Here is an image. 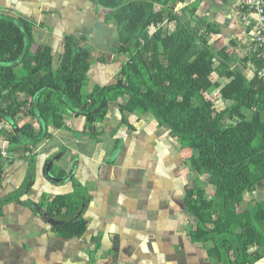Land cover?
<instances>
[{
    "label": "trees",
    "instance_id": "trees-1",
    "mask_svg": "<svg viewBox=\"0 0 264 264\" xmlns=\"http://www.w3.org/2000/svg\"><path fill=\"white\" fill-rule=\"evenodd\" d=\"M89 1L104 8L117 27L114 54L122 61L105 84L89 86L92 47L84 35L65 36L56 58L47 45L33 51L30 21L0 16V136L8 143L7 156L31 151L50 130L69 129L71 116L84 117L81 134L96 138L109 103L124 98L117 104L123 121L129 113H150L193 151L188 160L193 178L184 189L185 210L196 221L193 241L210 243L209 252L221 264L264 258V199L253 198L255 191L264 192V81L245 73L254 59L207 39L219 28L196 19L201 0ZM164 22L174 28L165 29ZM158 24L163 25L152 32ZM212 88H218L224 107L205 98ZM17 116L33 123L3 128ZM2 168L0 162V176ZM31 185L28 179L23 191ZM43 201L33 207H45L46 216L79 208L73 193ZM55 228L73 237L86 225L81 218H64Z\"/></svg>",
    "mask_w": 264,
    "mask_h": 264
},
{
    "label": "crops",
    "instance_id": "crops-1",
    "mask_svg": "<svg viewBox=\"0 0 264 264\" xmlns=\"http://www.w3.org/2000/svg\"><path fill=\"white\" fill-rule=\"evenodd\" d=\"M195 15L219 28L207 39L243 52L239 58L246 56L238 0H201ZM0 16L30 21L33 51L47 45L55 57L62 53L65 36L84 35L97 55L89 86L110 82L120 67L122 56L114 54L117 27L104 8L89 0H0ZM124 101L109 103L96 138L81 134L84 117L71 116L69 129L50 130V137L31 151L0 156V264H221L209 252L210 243L193 241L196 221L184 207L193 151L149 114L129 113L123 121L117 104ZM24 123L33 119L17 116L1 125L13 130ZM7 146L0 136V148L6 151ZM47 159L54 178L70 169L71 177L47 179ZM28 179L32 185L24 192ZM68 193L79 201L72 214L63 209L59 216H46L45 207H33ZM256 193L261 192L253 198L263 200ZM50 218L59 224L81 218L86 228L80 236L66 237ZM253 264H264V258Z\"/></svg>",
    "mask_w": 264,
    "mask_h": 264
},
{
    "label": "built area",
    "instance_id": "built-area-1",
    "mask_svg": "<svg viewBox=\"0 0 264 264\" xmlns=\"http://www.w3.org/2000/svg\"><path fill=\"white\" fill-rule=\"evenodd\" d=\"M238 8L241 11V19L247 40L246 56L253 58L255 61V63L249 62L248 71L264 81V0H238ZM163 24L152 27V32ZM216 80L219 81V78ZM214 91L217 94L218 88H213L212 92ZM5 155L6 151L0 148V156Z\"/></svg>",
    "mask_w": 264,
    "mask_h": 264
},
{
    "label": "rangeland",
    "instance_id": "rangeland-1",
    "mask_svg": "<svg viewBox=\"0 0 264 264\" xmlns=\"http://www.w3.org/2000/svg\"><path fill=\"white\" fill-rule=\"evenodd\" d=\"M176 7V6H175ZM174 7V8H175ZM195 17H196V15H195ZM196 19H199V18H196ZM164 28L165 29H173L174 28V23H165L164 24ZM151 31H152V28L150 29ZM209 41H211V43L213 44V45H215L216 47H219L220 46V40H216V39H214V40H212V38H209L208 39ZM220 48V47H219ZM235 53L238 55V56H242V54H243V52H239V51H235ZM97 55L96 54H92V60L96 57ZM244 56V55H243ZM245 73H247V74H250V71H248V69H246L245 70ZM213 77H214V79H215V74H213ZM217 78H218V76H216ZM86 89H87V87H86ZM212 90H213V88L211 89V90H209L208 92H206L205 93V98L207 99V100H209V101H211V102H213L214 103V105L216 106V107H218V108H222V107H224L225 106V103H224V101L222 100V99H220V100H217V95L218 94H215V91L214 92H212ZM217 91V90H216ZM214 94V95H213ZM224 103V104H223ZM151 117H152V115L150 114V113H148ZM153 118V117H152ZM154 119V118H153ZM206 191H207V193L209 192L210 194L212 193V191H213V188L212 187H206ZM258 192H261V193H256L255 194V197L257 198V199H264V192H262V191H258ZM246 197V196H245Z\"/></svg>",
    "mask_w": 264,
    "mask_h": 264
},
{
    "label": "water",
    "instance_id": "water-1",
    "mask_svg": "<svg viewBox=\"0 0 264 264\" xmlns=\"http://www.w3.org/2000/svg\"><path fill=\"white\" fill-rule=\"evenodd\" d=\"M199 28H202V27H199ZM51 168H52V161H50V160L47 159V166H44V175H45V177L47 179H51V180H54L55 181V180H66V179H68V178L71 177L72 170L70 169V170L67 171V173H66V175L64 177L54 178L53 175H52V173H51ZM50 223L52 225H57L60 222L53 220V218H50Z\"/></svg>",
    "mask_w": 264,
    "mask_h": 264
},
{
    "label": "bare ground",
    "instance_id": "bare-ground-1",
    "mask_svg": "<svg viewBox=\"0 0 264 264\" xmlns=\"http://www.w3.org/2000/svg\"><path fill=\"white\" fill-rule=\"evenodd\" d=\"M248 76H250V75H253L252 73H250V74H247Z\"/></svg>",
    "mask_w": 264,
    "mask_h": 264
},
{
    "label": "flooded vegetation",
    "instance_id": "flooded-vegetation-1",
    "mask_svg": "<svg viewBox=\"0 0 264 264\" xmlns=\"http://www.w3.org/2000/svg\"><path fill=\"white\" fill-rule=\"evenodd\" d=\"M45 166H47V162L45 163Z\"/></svg>",
    "mask_w": 264,
    "mask_h": 264
},
{
    "label": "clouds",
    "instance_id": "clouds-1",
    "mask_svg": "<svg viewBox=\"0 0 264 264\" xmlns=\"http://www.w3.org/2000/svg\"><path fill=\"white\" fill-rule=\"evenodd\" d=\"M219 82V81H218ZM222 82V81H221ZM221 82H219V83H221Z\"/></svg>",
    "mask_w": 264,
    "mask_h": 264
}]
</instances>
